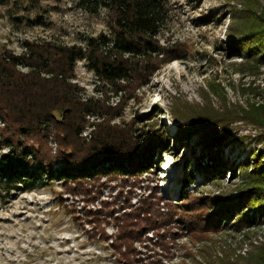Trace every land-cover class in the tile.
Listing matches in <instances>:
<instances>
[{
	"label": "trees",
	"instance_id": "16d2710c",
	"mask_svg": "<svg viewBox=\"0 0 264 264\" xmlns=\"http://www.w3.org/2000/svg\"><path fill=\"white\" fill-rule=\"evenodd\" d=\"M228 2L200 22H221L228 10L229 39L220 48L243 58L240 69L254 74L264 65V0ZM79 6L95 13L104 6L108 32L84 43L24 39L20 52L0 45V196L59 182V202L91 239L108 243L116 264H264V148L251 149L234 167L239 181L232 189L199 190L192 173L169 197L149 174L156 148L164 149L170 135L157 121L140 125L139 116L124 117L127 101H139L157 71L195 54L193 44L159 36L169 0H80ZM0 7L15 30L49 25L41 0H0ZM80 60L99 82L90 96L74 81ZM205 82L200 100L171 95V114L180 122L175 138L187 143L197 135L203 150L222 151L243 124L264 142V96L232 101L216 77ZM110 92L118 104L109 101ZM215 163L218 178L223 164ZM65 193L85 206L97 198L102 205L84 206L83 216L75 203H65ZM224 229L234 240L221 243L214 236ZM184 237L193 246L181 243ZM179 246L185 257L177 261Z\"/></svg>",
	"mask_w": 264,
	"mask_h": 264
},
{
	"label": "rangeland",
	"instance_id": "374dc122",
	"mask_svg": "<svg viewBox=\"0 0 264 264\" xmlns=\"http://www.w3.org/2000/svg\"><path fill=\"white\" fill-rule=\"evenodd\" d=\"M79 1L41 0L49 9L46 16L49 25L23 27L21 30L12 27L4 16V8L0 7L3 11V14L0 13V45L6 44L8 48L20 52L25 38L52 36L68 43H84L89 35L108 32V14L104 6H100L95 13L80 7ZM169 2V17L161 27L159 36L163 40L171 37L193 44L195 54L174 60L157 71L150 83L141 89L142 98L127 101L124 117L130 120L139 116L143 119L139 121L140 125L157 121L170 135L164 149L156 148L155 164L149 174L151 179L158 181L165 196L176 197L182 178L192 173L199 190L218 194L221 190L232 189L233 184L239 181L238 168L234 167L243 162L251 149L264 148V142L258 140L257 131L243 124L236 126L233 142L223 147L222 151L203 150L197 135L190 142L179 141L174 135L180 122L171 114V95L182 93L190 100H200L199 86H205L206 79L216 77L232 101L244 102L246 98L260 101L264 96V65L254 74L248 68L241 70L243 58L239 55L232 57L228 49L220 48L221 43L229 39L228 10L221 22L213 20V17L210 18L212 22H200L201 17L224 9L232 2ZM84 65L83 60L78 61L75 81L84 87L88 95H92L99 82ZM110 95L109 101L113 105L118 104L119 98L113 96L112 92ZM216 160L223 164L218 167L221 170L218 178L213 176L217 168ZM62 189L59 182L53 181L0 196V264H116L107 242L91 239L83 228L74 223L66 206L58 200ZM232 195H236V192ZM64 197L65 203H75L78 213L83 216L86 208H100L98 205L91 207L100 198L85 206L86 202L78 196L65 193ZM108 230L112 232V226ZM233 233L224 229L214 236L221 243L231 242L234 240ZM148 235L152 236L151 233ZM181 243L193 246L189 237L182 238ZM247 248L248 245H245L241 252L244 253ZM184 252L183 247L179 246L176 250L177 261L185 257Z\"/></svg>",
	"mask_w": 264,
	"mask_h": 264
},
{
	"label": "built area",
	"instance_id": "2783aa9c",
	"mask_svg": "<svg viewBox=\"0 0 264 264\" xmlns=\"http://www.w3.org/2000/svg\"><path fill=\"white\" fill-rule=\"evenodd\" d=\"M26 39V38H25ZM75 75H76V71H75ZM75 79L76 78H74V81H75ZM76 82V81H75ZM95 92V91H94ZM88 94H87V92H86V96H87ZM91 95V94H90ZM89 95V96H90ZM89 119H90V122H93V121H95L96 120V118H95V116H90L89 117ZM93 127L91 126V124H89L85 129H84V132H83V134L84 135H88L89 134V132H90V130L92 129ZM51 145H53L54 147H55V143H54V141H51ZM105 194V196L107 195V192H105L104 193ZM102 197H104V195L102 196ZM96 205H98L97 207H101V201L99 200V201H97L96 202V204H91V207L92 208H94V207H96ZM81 209H82V207H81Z\"/></svg>",
	"mask_w": 264,
	"mask_h": 264
},
{
	"label": "bare ground",
	"instance_id": "6f19581e",
	"mask_svg": "<svg viewBox=\"0 0 264 264\" xmlns=\"http://www.w3.org/2000/svg\"><path fill=\"white\" fill-rule=\"evenodd\" d=\"M165 187H168L167 184H164Z\"/></svg>",
	"mask_w": 264,
	"mask_h": 264
}]
</instances>
